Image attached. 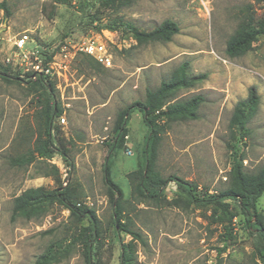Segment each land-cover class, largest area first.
<instances>
[{
    "label": "rangeland",
    "instance_id": "374dc122",
    "mask_svg": "<svg viewBox=\"0 0 264 264\" xmlns=\"http://www.w3.org/2000/svg\"><path fill=\"white\" fill-rule=\"evenodd\" d=\"M247 6H252V25L262 33L244 56L229 59L225 44ZM49 12V0H0V73L9 76V82L0 79V264H35L46 254L56 257L52 264H86L83 244L73 242L80 228L88 226L85 219L77 222L52 205L42 216L10 220L13 199L21 192L51 190L58 183L72 189L80 205L98 219L100 237L90 252L92 264H119L120 242L131 246L134 264H263L258 257L262 242L239 217L224 245L219 228L210 224V210L188 205L173 182L157 204L132 198L128 174L142 163L146 134L138 111L128 120L124 147L111 160L110 173L124 194L121 224L141 241L113 228L103 165L117 113L143 101L147 90H155L182 63L191 75L205 74L206 79L179 91L176 100L199 95L204 101L197 120L172 123L161 135L156 162L161 176H176L211 194L225 188L231 164L228 123L250 86L256 87L260 102L247 124L243 166L254 173L264 165V0H122L113 5L70 0L57 5L51 19ZM165 20L178 27L168 43L138 46L121 27L128 23L151 31ZM21 35L28 42L18 50L14 41ZM87 38L120 44V50L112 48V68L82 54L72 61L58 56L64 43ZM35 57L60 67L58 76H42L53 82L62 109L51 126L56 152L49 160L16 167L10 160L27 155L37 138L44 137L42 112L50 93L36 83L39 76L32 77ZM257 211L264 216V194Z\"/></svg>",
    "mask_w": 264,
    "mask_h": 264
},
{
    "label": "trees",
    "instance_id": "16d2710c",
    "mask_svg": "<svg viewBox=\"0 0 264 264\" xmlns=\"http://www.w3.org/2000/svg\"><path fill=\"white\" fill-rule=\"evenodd\" d=\"M69 1L49 0L50 12L48 17L51 19L54 16L57 5L67 4ZM86 1L94 4L113 5L122 0H84V2ZM253 1L259 3L263 0ZM1 7L5 12V17H8L9 13L5 4L2 3ZM251 7H246L239 28L225 44L224 53L229 59L244 56L251 49V45L256 41L257 36L262 33V30L252 25ZM121 27L122 31L129 34L138 46L150 43H168L178 33L176 23L170 20L163 21L151 31L139 30L128 23L122 24ZM88 58L100 66L91 57ZM8 77L6 74L0 73L1 80L9 82ZM45 79L39 76L36 80L41 88L50 93V102L42 112L44 137L39 136L37 138L33 149L27 155L12 158L10 160L11 166H28L36 159L49 160L56 152L51 137V126L53 120L61 115L62 109L59 102L54 98L53 82ZM205 79V74L191 75L188 64L182 63L155 90H147L143 101H135L117 113L112 128V142L107 145L108 155L103 165V180L108 202L112 208L113 228L117 233L122 231L133 239L141 241L139 234L121 224L124 211V194L122 189L113 182L110 173L111 160L116 152L124 147L128 133V120L134 111H138L146 128V134L140 151L142 163L137 171L128 174L132 198L140 204L145 202L157 204L163 197L166 186L173 182L177 189L185 194L188 205L210 210V224L219 228L224 245L232 239L233 221L239 217L248 232L262 242L258 257L264 264V216L257 211V202L264 194V165L254 173H247L243 166L245 158L242 150L249 135L247 124L256 115L260 102L255 86H250L246 97L234 105L229 119L227 148L230 151L231 164L224 189L211 194L207 189L198 190L196 184L186 182L176 176L163 177L156 169L161 135L172 123L197 120V111L204 101L199 95L184 100H176L177 93L181 90L192 89ZM60 155L65 157L62 152ZM50 170L54 173L57 172L53 166L50 167ZM52 205H58L67 210L77 222L84 219L88 222V226L80 228L78 237L74 238L73 242L80 241L83 244L85 262L92 264L90 252L100 237L98 219L92 209L80 205L77 195L67 185L62 186L58 183L51 190H44L41 187L24 190L13 199L10 220L14 221L18 217L31 219L42 216ZM119 247V264H134V252L131 246L120 242ZM224 249L219 250V252H224ZM55 260L54 255L46 254L40 256L35 264H52Z\"/></svg>",
    "mask_w": 264,
    "mask_h": 264
},
{
    "label": "built area",
    "instance_id": "2783aa9c",
    "mask_svg": "<svg viewBox=\"0 0 264 264\" xmlns=\"http://www.w3.org/2000/svg\"><path fill=\"white\" fill-rule=\"evenodd\" d=\"M130 40L133 39L131 38ZM27 42L28 37L26 35H21L14 41V46H16L18 50H22ZM119 45L120 44L113 42L112 39L101 41L94 38H87L77 43L68 41L59 48L58 56L64 60L72 61L77 54H82L91 57L103 68L110 69L113 67L112 48L116 47L120 50L121 47ZM30 69L33 73L32 77L51 76L53 73L58 76L60 67L53 60L42 64L40 60L35 57L34 60L30 62Z\"/></svg>",
    "mask_w": 264,
    "mask_h": 264
}]
</instances>
